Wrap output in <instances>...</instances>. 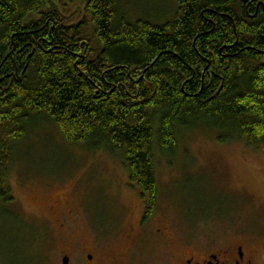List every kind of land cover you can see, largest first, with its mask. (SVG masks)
<instances>
[{
	"label": "trees",
	"instance_id": "16d2710c",
	"mask_svg": "<svg viewBox=\"0 0 264 264\" xmlns=\"http://www.w3.org/2000/svg\"><path fill=\"white\" fill-rule=\"evenodd\" d=\"M0 0V199L29 131L104 149L155 214L157 152L202 127L264 152V0H177L162 24L86 0Z\"/></svg>",
	"mask_w": 264,
	"mask_h": 264
},
{
	"label": "rangeland",
	"instance_id": "374dc122",
	"mask_svg": "<svg viewBox=\"0 0 264 264\" xmlns=\"http://www.w3.org/2000/svg\"><path fill=\"white\" fill-rule=\"evenodd\" d=\"M54 2L75 12L71 0ZM121 9L162 24L177 0H123ZM179 145L175 155L157 152V208L138 227L145 202L123 163L104 149L68 142L51 122L35 124L10 174L14 200L0 199V264H61L69 234L51 207L66 198L79 205L76 232L84 240L107 238L105 253L117 264H176L187 244L204 250L238 240L264 264V152L242 141L221 143L202 127L183 132ZM162 227L168 234L158 232Z\"/></svg>",
	"mask_w": 264,
	"mask_h": 264
},
{
	"label": "flooded vegetation",
	"instance_id": "af4514ba",
	"mask_svg": "<svg viewBox=\"0 0 264 264\" xmlns=\"http://www.w3.org/2000/svg\"><path fill=\"white\" fill-rule=\"evenodd\" d=\"M75 201L59 199L51 207V212L57 216L60 228L69 234V248L63 249L60 261L61 264H117L116 260L105 253L107 238L90 236L88 240L76 232L78 229L79 207ZM145 203L144 212L138 221V227L147 223ZM58 226V227H59ZM135 228V227H133ZM132 228V229H133ZM161 234H168L167 227L158 229ZM264 233V232H262ZM258 250L251 247V244L234 241L216 249L201 250L196 244H187L181 247L176 264H257Z\"/></svg>",
	"mask_w": 264,
	"mask_h": 264
}]
</instances>
